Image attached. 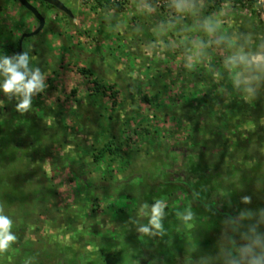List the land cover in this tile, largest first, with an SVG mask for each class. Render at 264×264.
<instances>
[{"label": "rangeland", "instance_id": "obj_1", "mask_svg": "<svg viewBox=\"0 0 264 264\" xmlns=\"http://www.w3.org/2000/svg\"><path fill=\"white\" fill-rule=\"evenodd\" d=\"M61 1L73 17L31 1L45 25L16 51L37 20L0 0V57L27 53L46 85L23 113L0 91V209L17 237L0 264H235L231 246L264 264V71L229 61L264 55V13ZM112 138L117 154L94 161Z\"/></svg>", "mask_w": 264, "mask_h": 264}, {"label": "clouds", "instance_id": "obj_2", "mask_svg": "<svg viewBox=\"0 0 264 264\" xmlns=\"http://www.w3.org/2000/svg\"><path fill=\"white\" fill-rule=\"evenodd\" d=\"M176 7L182 11L185 8V0H176ZM27 53L19 56L0 57V76L3 77L0 82V91L5 95L11 97L18 95L20 103L16 105V109L24 112L31 108L32 96L37 92H42L46 85L43 83V74L37 68H28ZM229 61L235 66L237 63L243 64L246 69H253L256 71H264V55H252L248 57L243 54L229 57ZM239 83L240 81H236ZM247 83V81H245ZM3 101H0V105ZM247 199V198H245ZM146 206V205H145ZM163 202L157 200L151 208V219L149 223L156 229L161 228L160 217L162 216ZM191 218V213L184 217L185 220ZM12 227L11 218L5 216L0 209V253L4 252L10 247L12 242H15L17 237L9 230ZM141 232H149L148 227H142ZM250 251V249H245Z\"/></svg>", "mask_w": 264, "mask_h": 264}, {"label": "trees", "instance_id": "obj_3", "mask_svg": "<svg viewBox=\"0 0 264 264\" xmlns=\"http://www.w3.org/2000/svg\"><path fill=\"white\" fill-rule=\"evenodd\" d=\"M15 2H17V0H13ZM93 1V5L92 7L94 8H101V9H109V8H114L116 10H120L122 9V2H120L119 0H92ZM214 3L212 5L213 8L219 6L220 4L222 3H227V2H230V3H233V4H238V5H247L249 7H251L252 11H260V12H263L264 13V0H213ZM34 2H37L39 4H42L48 8H54L52 5L50 4H47L45 2H42V1H35ZM22 8H24L22 5H21ZM38 10L40 11V13L45 17V13L40 10L38 8ZM29 14H30V11H27ZM61 12V11H60ZM63 14V16L65 17H69L67 14L61 12ZM30 30H26V32H29ZM21 36V35H20ZM20 36L18 37V40L20 38ZM18 44V43H17ZM9 48H12V50L14 49L12 46H8ZM19 49V45L16 46L15 50L18 51ZM98 88V87H96ZM94 96V95H93ZM238 105L240 106L241 104L238 103ZM117 151H118V145L115 143V140L114 138L112 139H109L108 141L104 142L103 145L97 149L96 151H94L92 153V157H93V160L94 161H98L100 158L106 156V155H116L117 154ZM132 156H129V161L128 163L125 165V168L127 169V167L129 166V164H131V158ZM183 167V166H182ZM184 186H186V188L190 191L191 195H192V198L194 199V201H198V202H201V204L206 207V208H211V209H214V211H216L219 215V212L216 208L213 207V205H206L207 203L203 202L202 200L199 199V197L197 195H195V190L194 189H191L189 187V185L187 183L184 182ZM227 216V215H226ZM227 218L229 219L230 223H231V219L229 216H227ZM230 225V224H229ZM229 238V241H231L230 239V235L228 236ZM230 250V253H231V256L234 258L235 260V264H238V257L236 254H233L232 253V246H231V249ZM188 264H190L188 262Z\"/></svg>", "mask_w": 264, "mask_h": 264}, {"label": "water", "instance_id": "obj_4", "mask_svg": "<svg viewBox=\"0 0 264 264\" xmlns=\"http://www.w3.org/2000/svg\"><path fill=\"white\" fill-rule=\"evenodd\" d=\"M24 8L31 12L34 18L37 20V26L34 30L29 32H24L21 34L19 38V49L21 47L22 40L26 37L33 36L37 34L45 25V17L40 13L38 8L32 4V0H17ZM35 1H42L47 4L52 5L54 8L58 9L59 11L67 14L69 17H73V13L69 7H67L61 0H35Z\"/></svg>", "mask_w": 264, "mask_h": 264}, {"label": "flooded vegetation", "instance_id": "obj_5", "mask_svg": "<svg viewBox=\"0 0 264 264\" xmlns=\"http://www.w3.org/2000/svg\"><path fill=\"white\" fill-rule=\"evenodd\" d=\"M32 1H34V0H32Z\"/></svg>", "mask_w": 264, "mask_h": 264}]
</instances>
